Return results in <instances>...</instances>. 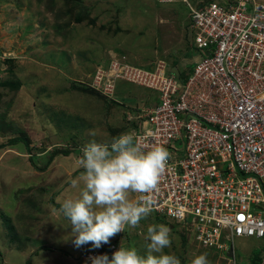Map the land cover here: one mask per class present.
I'll return each instance as SVG.
<instances>
[{
  "label": "rangeland",
  "instance_id": "obj_1",
  "mask_svg": "<svg viewBox=\"0 0 264 264\" xmlns=\"http://www.w3.org/2000/svg\"><path fill=\"white\" fill-rule=\"evenodd\" d=\"M187 19L184 4L156 0H0V144L24 138L34 150L33 156L23 146L0 150V264H74L75 257V264H84L82 254L106 252L121 242L146 256L147 227L171 222L175 229L166 254L181 264L204 253L210 264H228L193 242L190 224L152 214L99 249L76 248L60 212L64 199L78 195L72 181L83 171L78 165L83 147L93 139L134 135L141 108L159 100L158 92L129 81H119L104 95L93 86L97 74L106 78L110 66L148 68L158 61L167 63L169 73L193 66L206 53L194 46ZM191 71L181 74L183 84ZM56 150L70 152L58 153L40 169ZM13 224L22 231L20 249L10 241ZM262 243L236 240V264H254L251 258L264 249ZM43 246L51 258L43 256Z\"/></svg>",
  "mask_w": 264,
  "mask_h": 264
},
{
  "label": "built area",
  "instance_id": "obj_2",
  "mask_svg": "<svg viewBox=\"0 0 264 264\" xmlns=\"http://www.w3.org/2000/svg\"><path fill=\"white\" fill-rule=\"evenodd\" d=\"M157 1L187 5L194 46L206 56L184 84L158 61L150 69L110 66L93 86L110 95L129 81L159 93L155 105L141 108L134 135L170 153L150 214L190 224L198 247L234 264L227 253L236 240L264 239V2ZM119 248L81 258L111 259Z\"/></svg>",
  "mask_w": 264,
  "mask_h": 264
},
{
  "label": "clouds",
  "instance_id": "obj_3",
  "mask_svg": "<svg viewBox=\"0 0 264 264\" xmlns=\"http://www.w3.org/2000/svg\"><path fill=\"white\" fill-rule=\"evenodd\" d=\"M138 130L139 124L135 134ZM90 135L96 136V132L91 130ZM134 135L121 133L105 142L93 139L83 147L78 158L83 171L72 181L73 187L79 189L78 195L64 199L60 207L71 227L70 238L76 248L91 244L93 249H99L126 227L136 228L153 211L151 194L158 190L170 153L160 144L148 147ZM134 194H139V198ZM144 239L148 242L146 256L134 247L126 248L121 242L111 259L107 254L93 256L91 264H181L178 257L164 252L172 244L168 226L149 225ZM231 248L234 255L227 257L235 262V247ZM191 264L210 262L204 253L196 255Z\"/></svg>",
  "mask_w": 264,
  "mask_h": 264
},
{
  "label": "trees",
  "instance_id": "obj_4",
  "mask_svg": "<svg viewBox=\"0 0 264 264\" xmlns=\"http://www.w3.org/2000/svg\"><path fill=\"white\" fill-rule=\"evenodd\" d=\"M195 1V0H194ZM198 1H200V0H198ZM198 1H196V2H198ZM210 0H204V2L206 3V2H209ZM177 2H181V1H177ZM175 3V2H174ZM183 4H185L184 2H182ZM186 5V4H185ZM77 20L78 21H80V18H77ZM150 69V68H149ZM191 69H192V67H191ZM93 92H95V91H93ZM100 92V91H99ZM96 94H98L97 93V91L95 92ZM0 97H1V94H0ZM21 146H23V148H24V150H26L27 152H29L32 156H33V152H34V150L29 146V144H28V142H27V140H25L24 138H14V137H10V139L8 140V142L6 143V144H0V150H3L4 148H6V147H8V149H11L10 147H12V148H14V149H16V148H20ZM69 152L70 151H68V150H56L55 152H53V154H52V156H50V158H49V160H48V162L46 163V164H44V166L42 167V168H40V169H43V170H45V169H47L48 168V166H49V164L50 163H53V161H54V156H56V155H58V153L60 154V153H62V154H69ZM34 159V158H33ZM23 217V219L26 221L27 220V216H22ZM21 217V218H22ZM24 217H26V218H24ZM21 218H19V219H21ZM10 233L11 234H9L10 236H11V240L10 241H13L14 243L13 244H15L16 245V247H17V249H20V247H21V243H20V241L19 240H17L18 238H19V236H20V234L18 233L19 231H21L18 227H17V225L16 224H13V226H10ZM22 232V231H21ZM5 233H7V231L5 232ZM21 235H23V234H21ZM188 236L186 235V238H187ZM27 240H29V239H26L25 241H27ZM188 240V239H187ZM189 241V240H188ZM261 241H263V243L261 244V246L262 247H264V239L263 240H261ZM18 244H19V248H18ZM24 246V245H23ZM47 248H49V247H41L40 248V250H43V251H46L47 252ZM254 255L252 256V262L254 263V264H263V261H264V259H263V254H264V249H258L257 251H255L254 253H253Z\"/></svg>",
  "mask_w": 264,
  "mask_h": 264
},
{
  "label": "crops",
  "instance_id": "obj_5",
  "mask_svg": "<svg viewBox=\"0 0 264 264\" xmlns=\"http://www.w3.org/2000/svg\"><path fill=\"white\" fill-rule=\"evenodd\" d=\"M157 1V0H156ZM204 1V0H203ZM198 2H200V1H198ZM198 2H196V4L198 3ZM159 3V2H158ZM175 3H182V2H175ZM159 4H161V3H159ZM170 4H174V3H170ZM183 4V3H182ZM185 5V4H184ZM186 6V5H185ZM187 7V6H186ZM188 8V7H187ZM167 20V19H166ZM187 20H189V23H188V25H189V28L187 29L188 30V33L189 34H191V33H193V31L191 30V28H190V18H189V9H188V19ZM167 21H169V20H167ZM185 37H186V34H185ZM191 67H193V66H189V67H182L181 68V74H187V72H188V69L190 68L191 69ZM192 70V69H191ZM176 72H178V73H180L179 71H176ZM153 216H155L154 214H152ZM169 225H173V226H175V224H172V223H170ZM175 229V228H174ZM173 229V230H174ZM172 231V230H171ZM118 234H120V233H118ZM48 244V243H47ZM51 244H52V247H56V248H58L57 247V245L55 246V243H53V242H51ZM50 243L48 244L49 246L51 245ZM54 244V245H53ZM44 248L45 247H48V246H43ZM49 251H47V252H44V255L43 256H45L47 259H49V258H51L53 255L52 254H50V253H48ZM47 253H48V255H47ZM215 253V252H214ZM217 254V253H216ZM218 255V254H217ZM71 255H69V254H67V258L68 257H70ZM220 257V256H219ZM72 258H74L73 256H72ZM225 260V259H224ZM51 263H54V262H52V260L50 259L49 260ZM227 261V260H226ZM65 262H66V259H65ZM75 262H77V259H76V257H75V259H74V264H75ZM82 262V261H81ZM228 262V261H227ZM234 264H236V261L235 262H233ZM229 264V263H228Z\"/></svg>",
  "mask_w": 264,
  "mask_h": 264
},
{
  "label": "water",
  "instance_id": "obj_6",
  "mask_svg": "<svg viewBox=\"0 0 264 264\" xmlns=\"http://www.w3.org/2000/svg\"><path fill=\"white\" fill-rule=\"evenodd\" d=\"M175 228V226H173V225H169V229L170 230H173ZM230 258H232L233 257V248H230V250L228 251V254H227Z\"/></svg>",
  "mask_w": 264,
  "mask_h": 264
}]
</instances>
